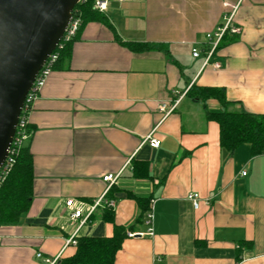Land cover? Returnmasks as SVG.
Masks as SVG:
<instances>
[{
    "label": "crops",
    "instance_id": "1",
    "mask_svg": "<svg viewBox=\"0 0 264 264\" xmlns=\"http://www.w3.org/2000/svg\"><path fill=\"white\" fill-rule=\"evenodd\" d=\"M99 14L33 104L23 143L31 202L17 224L0 226V264H43L36 253L59 264L75 254L72 237L111 238L116 227L125 235L113 264H264V152L242 144L229 153L205 115H264V0H109ZM228 17L240 33L226 34L205 64V36ZM192 86L222 90L228 105L190 99ZM141 164L146 176L134 177ZM107 175H118L109 191ZM101 197L114 207L70 219L66 201L85 215ZM138 198L152 208V236H127L147 231Z\"/></svg>",
    "mask_w": 264,
    "mask_h": 264
},
{
    "label": "trees",
    "instance_id": "2",
    "mask_svg": "<svg viewBox=\"0 0 264 264\" xmlns=\"http://www.w3.org/2000/svg\"><path fill=\"white\" fill-rule=\"evenodd\" d=\"M93 2L94 0H80L73 9V15L79 12L81 16L78 34L88 22L102 20L101 15L93 9ZM70 44H67L60 52L59 59L67 51ZM123 45L130 51L137 53L149 49V46L140 43L129 42L123 43ZM186 95L194 101L203 102L207 99H215L223 107L228 105L222 90L192 86ZM205 115L207 120L218 124L220 146L229 153L242 144L250 145L252 155H259L264 152V115H251L244 111L230 112L226 110L217 113L206 112ZM140 168L145 170L146 167L144 164L132 167L134 177L146 176V173L141 172ZM32 178V157L29 149L22 146L15 156L13 168L0 187V226L17 224L21 216L28 211L32 197ZM137 203L140 208H146L144 210L146 213L148 210L147 201L138 198ZM124 235V230L116 227L111 238H77L75 254L69 259L60 261L59 264H113L114 255L120 248Z\"/></svg>",
    "mask_w": 264,
    "mask_h": 264
},
{
    "label": "water",
    "instance_id": "3",
    "mask_svg": "<svg viewBox=\"0 0 264 264\" xmlns=\"http://www.w3.org/2000/svg\"><path fill=\"white\" fill-rule=\"evenodd\" d=\"M80 0H0V168L25 97Z\"/></svg>",
    "mask_w": 264,
    "mask_h": 264
},
{
    "label": "built area",
    "instance_id": "4",
    "mask_svg": "<svg viewBox=\"0 0 264 264\" xmlns=\"http://www.w3.org/2000/svg\"><path fill=\"white\" fill-rule=\"evenodd\" d=\"M109 0H94L93 2V9L98 13H103L106 10L107 4ZM81 26V16L80 13L77 12L73 15L70 22L68 23L64 34L60 40V42L56 45L55 49L52 53L48 56L45 63L43 64L42 68L39 70L32 87L28 91L25 101L23 103L17 126L15 128V133L12 138V142L10 144V148L8 150L7 157L0 168V187L2 186L3 182L5 181L6 177L10 173L11 169L15 163V156L18 154L19 150L23 146V143L29 138L31 135V130L29 129V116L33 107L34 102L38 98V95L44 85L46 84L51 72L53 71L55 64L59 59L60 52L64 49V47L71 43L72 40L78 34L79 28ZM240 33V28L232 25L231 17H228L223 25L218 26L214 32L208 33L205 36L206 43L208 44V49L205 58V64L209 58L214 54L215 50L217 49L218 45L224 38L226 34L231 35H238ZM191 55L194 58L199 57V51L196 47L192 48ZM217 67V65H215ZM173 110V108L167 109L164 104H161L160 111L169 113ZM150 148H157L159 146V141L155 139H150L149 137L146 139ZM244 176L245 173H242ZM118 175H107L103 177V181L108 183L107 191H109L111 184H113ZM187 199L191 202L194 209H197L199 206V196L197 194H189ZM101 204L105 205L107 208H113L114 202L111 200H104V197L97 199L95 202L87 206L85 215L82 208L75 205L73 200L66 201V207L71 210L70 219L77 220L80 219L82 216L83 220L82 223L88 220V218L93 214L94 210L100 206ZM145 224L147 225V231L145 233H128V237H135V236H152L153 235V212L152 208L150 207L147 212L145 213ZM71 245L76 246V240L72 237L65 243V246ZM36 259L40 260L43 264H58L59 256L56 257H45L41 253H36Z\"/></svg>",
    "mask_w": 264,
    "mask_h": 264
}]
</instances>
